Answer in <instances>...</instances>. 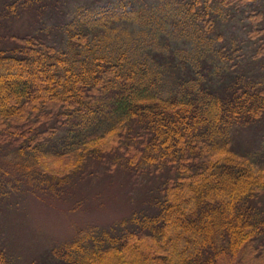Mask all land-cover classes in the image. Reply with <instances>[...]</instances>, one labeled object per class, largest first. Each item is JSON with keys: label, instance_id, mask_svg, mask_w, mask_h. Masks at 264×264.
Here are the masks:
<instances>
[{"label": "trees", "instance_id": "trees-1", "mask_svg": "<svg viewBox=\"0 0 264 264\" xmlns=\"http://www.w3.org/2000/svg\"><path fill=\"white\" fill-rule=\"evenodd\" d=\"M13 1L0 0V146L31 152L39 163L72 147L74 163L64 170L51 171L45 162L40 167L58 178H51L55 185L74 174L86 177L93 165L114 170L120 162L167 175L153 203L156 212L130 220L135 231L104 233L91 245L64 244L30 264H264V177L230 136L231 129L264 118V75L256 83L224 69L219 84L195 81L182 93L163 95L156 81L163 71L148 62H133L126 53L115 60L96 55L90 63L83 58L90 36L103 29L85 23L71 28L73 58L36 35H3L10 12L42 15L54 0ZM235 1L244 2L223 3ZM197 2L187 4L189 12L197 13ZM197 16L212 28L210 12ZM172 61L166 74L173 79L183 68L170 70ZM98 121L133 127L115 124L98 133ZM130 128L139 133L137 144L126 142L135 138L126 136ZM58 137L65 138L63 150ZM12 254L0 241V264H24Z\"/></svg>", "mask_w": 264, "mask_h": 264}, {"label": "rangeland", "instance_id": "rangeland-1", "mask_svg": "<svg viewBox=\"0 0 264 264\" xmlns=\"http://www.w3.org/2000/svg\"><path fill=\"white\" fill-rule=\"evenodd\" d=\"M198 1L194 4L197 13L210 12L211 29L197 13L188 11L187 4L194 0H54L42 15L35 10L20 17L10 12L1 33L36 35L64 57L73 58L71 28L77 30L85 23L90 29H103L105 33L90 36V47L83 58L90 63L96 55L115 60L126 53L133 62H148L155 72L163 71L161 83L156 80L163 95L170 90L182 93L186 83L194 85L195 81L219 84L224 69L244 76V81L257 83L258 76L264 75V57L257 58L264 48V0H243V4ZM13 2L7 0V5ZM120 16L124 20H119ZM169 58L174 60L170 70L175 64L183 68L173 79L166 74ZM204 63L211 71L203 67ZM177 83L183 85L181 89L175 87ZM115 124L121 128L129 122L98 121L95 131L101 133ZM231 131L236 151L255 162L264 177V118ZM126 136H135L126 141L129 144L140 141L139 133L132 128ZM58 139L57 149L63 150L65 138ZM71 148L68 154L43 158L39 163L31 152L22 154L0 146V241L7 242L12 256L24 264L64 244L79 241L91 245L104 233L128 235L137 229L130 222L132 217L156 212L153 203L165 184L166 173L137 172L128 169L125 162L118 163L114 170L110 165L98 164L86 177L74 174L64 185L53 184L51 178H58L43 174L40 167L45 162L51 171L64 170L74 163Z\"/></svg>", "mask_w": 264, "mask_h": 264}]
</instances>
